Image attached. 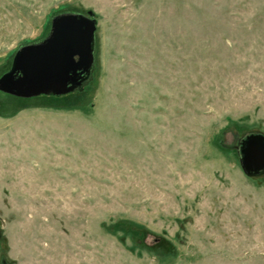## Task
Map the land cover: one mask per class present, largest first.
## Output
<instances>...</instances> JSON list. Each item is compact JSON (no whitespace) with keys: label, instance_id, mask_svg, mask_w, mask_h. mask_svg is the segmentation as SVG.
Here are the masks:
<instances>
[{"label":"rangeland","instance_id":"374dc122","mask_svg":"<svg viewBox=\"0 0 264 264\" xmlns=\"http://www.w3.org/2000/svg\"><path fill=\"white\" fill-rule=\"evenodd\" d=\"M69 12L85 79L0 90V264H264V0H0V78Z\"/></svg>","mask_w":264,"mask_h":264},{"label":"water","instance_id":"95a60500","mask_svg":"<svg viewBox=\"0 0 264 264\" xmlns=\"http://www.w3.org/2000/svg\"><path fill=\"white\" fill-rule=\"evenodd\" d=\"M95 29V20L80 13L53 16L47 37L17 50L12 68L0 78V90L24 97L73 90L79 71L88 72L93 63ZM241 155L247 172L264 169V135L247 136Z\"/></svg>","mask_w":264,"mask_h":264},{"label":"flooded vegetation","instance_id":"af4514ba","mask_svg":"<svg viewBox=\"0 0 264 264\" xmlns=\"http://www.w3.org/2000/svg\"><path fill=\"white\" fill-rule=\"evenodd\" d=\"M76 59H78L77 56H76ZM86 73H87V72H83V73H82V72L79 71V73H78V75H77L78 80H77V83H76L74 86L79 85V84L85 79V77H86ZM20 74H21V72H18V73H17V76L20 75ZM68 85L70 86L71 83H69Z\"/></svg>","mask_w":264,"mask_h":264}]
</instances>
